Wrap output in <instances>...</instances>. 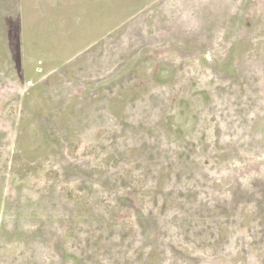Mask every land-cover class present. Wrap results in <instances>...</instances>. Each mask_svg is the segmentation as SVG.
<instances>
[{"label": "rangeland", "instance_id": "374dc122", "mask_svg": "<svg viewBox=\"0 0 264 264\" xmlns=\"http://www.w3.org/2000/svg\"><path fill=\"white\" fill-rule=\"evenodd\" d=\"M60 3L0 0V264H264V0Z\"/></svg>", "mask_w": 264, "mask_h": 264}, {"label": "crops", "instance_id": "0c3cea01", "mask_svg": "<svg viewBox=\"0 0 264 264\" xmlns=\"http://www.w3.org/2000/svg\"><path fill=\"white\" fill-rule=\"evenodd\" d=\"M71 1H72V0H61V3H60V4H57V6L60 7L62 4H64V5H65V4H69V5H71V4H72ZM47 13H48V20H49V19H50V15H49V10H48V8H47ZM39 21L41 22V19H39L38 16H37V14H36V15H35V24H33L32 27H33V28H35V27H38V28H39V27L41 26V25H39V23H38ZM54 49H56V48H54ZM51 50H53V49H51ZM51 50H49V51H51ZM67 57H68V60L71 59L70 54L67 55ZM60 65H61V64H60ZM60 65H59V66H60ZM59 66H58V67H59ZM58 67H57V68H58Z\"/></svg>", "mask_w": 264, "mask_h": 264}]
</instances>
